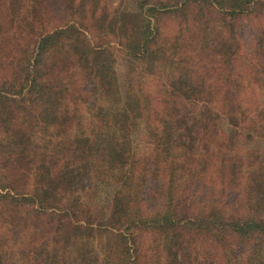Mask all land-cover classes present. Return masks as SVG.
<instances>
[{
    "label": "trees",
    "instance_id": "1",
    "mask_svg": "<svg viewBox=\"0 0 264 264\" xmlns=\"http://www.w3.org/2000/svg\"><path fill=\"white\" fill-rule=\"evenodd\" d=\"M139 3L0 0V264H264V171L217 132L223 114L264 135L242 70L264 55V0ZM142 104L149 156L131 145ZM89 175L121 181L107 219Z\"/></svg>",
    "mask_w": 264,
    "mask_h": 264
},
{
    "label": "rangeland",
    "instance_id": "2",
    "mask_svg": "<svg viewBox=\"0 0 264 264\" xmlns=\"http://www.w3.org/2000/svg\"><path fill=\"white\" fill-rule=\"evenodd\" d=\"M109 2L112 8H119L122 12L136 11L140 6V0H109ZM240 26L243 29L241 34L245 35L243 41L250 46V42L252 41L251 31L256 24L243 20ZM116 52V59L111 65L112 74L114 75L116 82L119 84L121 91L125 92L128 82V61L124 52L121 50ZM250 52V55H252L251 61L247 66H244L242 70L245 69L246 71L247 69V71L252 74L250 81L246 82V85L249 87H247L246 101L250 106L249 109L252 112H257L260 107L264 106V69L261 74L258 72L262 67V61L264 63V55L262 54L260 56L257 49H251ZM238 68L240 69L241 66L238 65ZM212 74L213 76L220 75L218 70L214 71ZM221 82H223V80L220 81V83ZM148 110L149 109L145 104H142L138 109L140 124L137 129L132 132L131 145L133 151L137 154L142 155L146 153L149 156L154 155L156 149L153 144L155 141L148 136V132L144 127ZM217 132L226 144L234 145L241 154H244V157L247 158L245 165L248 167L249 172L257 171L258 174H260L264 171V135L261 133L263 130L258 133L253 132L252 134L245 133L239 135L234 127L232 128L228 125V122L222 114L218 121ZM120 182L121 181L116 178L112 180H102L93 175L87 176L85 182L81 186L80 193L83 199L90 203L91 211L94 216H98V218L100 217L102 219L108 218L112 212L114 194L119 188ZM220 202L221 204L223 203V197L220 199ZM233 245L235 248V254H239L242 250V246L238 240ZM100 252L99 249V255L101 254ZM211 256L214 258L213 264H220V261H223L224 263L222 252H219L218 255L215 253L214 255L211 254ZM238 262L240 264V261Z\"/></svg>",
    "mask_w": 264,
    "mask_h": 264
}]
</instances>
